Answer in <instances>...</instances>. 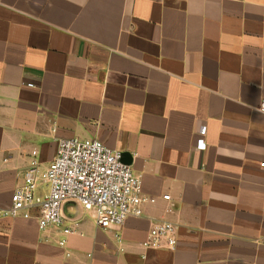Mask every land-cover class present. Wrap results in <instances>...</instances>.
<instances>
[{
	"label": "crops",
	"instance_id": "obj_1",
	"mask_svg": "<svg viewBox=\"0 0 264 264\" xmlns=\"http://www.w3.org/2000/svg\"><path fill=\"white\" fill-rule=\"evenodd\" d=\"M263 98L264 0H0V264H264ZM71 137L122 152L147 201L118 230L66 202L62 246L1 212ZM156 221L175 250L143 247Z\"/></svg>",
	"mask_w": 264,
	"mask_h": 264
},
{
	"label": "built area",
	"instance_id": "obj_2",
	"mask_svg": "<svg viewBox=\"0 0 264 264\" xmlns=\"http://www.w3.org/2000/svg\"><path fill=\"white\" fill-rule=\"evenodd\" d=\"M259 110L264 113V98ZM199 148L204 149L205 143H200ZM24 178L25 183L13 192L11 206L1 212L2 216L30 218L36 211L41 229L62 228V246L69 235L78 232L77 226L64 225L66 202L73 201L91 211L99 227L118 230L128 216L141 215L142 205L147 201L141 176L124 161L123 153L93 138L60 139L49 167L41 170L34 164L25 171ZM40 181L49 185L45 194L37 193ZM176 231L174 223L156 221L142 245L145 249L175 250Z\"/></svg>",
	"mask_w": 264,
	"mask_h": 264
}]
</instances>
